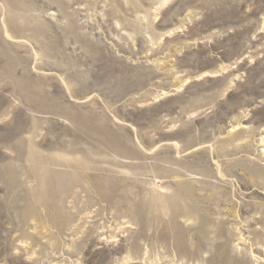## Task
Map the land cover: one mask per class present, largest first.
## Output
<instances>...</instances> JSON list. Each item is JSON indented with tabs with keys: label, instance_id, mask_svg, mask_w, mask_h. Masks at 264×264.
I'll return each mask as SVG.
<instances>
[{
	"label": "rangeland",
	"instance_id": "obj_1",
	"mask_svg": "<svg viewBox=\"0 0 264 264\" xmlns=\"http://www.w3.org/2000/svg\"><path fill=\"white\" fill-rule=\"evenodd\" d=\"M0 264H264V0H0Z\"/></svg>",
	"mask_w": 264,
	"mask_h": 264
}]
</instances>
